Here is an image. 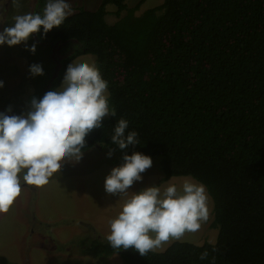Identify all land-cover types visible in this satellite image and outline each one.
I'll return each instance as SVG.
<instances>
[{
	"label": "trees",
	"instance_id": "obj_1",
	"mask_svg": "<svg viewBox=\"0 0 264 264\" xmlns=\"http://www.w3.org/2000/svg\"><path fill=\"white\" fill-rule=\"evenodd\" d=\"M127 0H102L95 11L80 9L40 42L81 44L61 59L53 85L67 65L93 55L108 82L116 117L86 137L85 150L111 145L116 120L138 133L140 152L161 157L164 180L190 176L213 200L214 244L174 242L144 257L92 240L87 254L123 264H264V0H164L137 16ZM46 0L39 1V11ZM117 7L109 24L107 6ZM128 10L125 16L122 12ZM206 253L205 259L201 255Z\"/></svg>",
	"mask_w": 264,
	"mask_h": 264
},
{
	"label": "clouds",
	"instance_id": "obj_2",
	"mask_svg": "<svg viewBox=\"0 0 264 264\" xmlns=\"http://www.w3.org/2000/svg\"><path fill=\"white\" fill-rule=\"evenodd\" d=\"M22 2L12 0L16 7ZM71 13L67 0H46L41 12L15 15L13 22L3 27L0 47L26 44L41 29L43 38L60 28ZM3 17L0 7V26L4 25ZM26 51L34 55L36 45ZM29 73L43 76L42 65H30ZM3 87L0 81V89ZM106 116L116 117L109 103L108 82L95 63L80 58L67 65L58 87L32 98L26 113L12 114L11 108L0 111V214L9 212L24 186L40 188L65 162L78 163L84 155L86 137L101 127ZM128 127L126 119L116 120L110 138L111 145L125 154L104 180L105 192L122 201L120 211L109 222L106 239L113 249H133L144 257L170 239L198 230L208 218V194L205 186L191 177L181 188L168 181L163 192L161 186L129 191L142 181V173L153 161L140 152L127 154L129 146L140 144L138 133L127 131ZM107 155L111 158L113 152L109 150ZM206 256L202 254L201 259Z\"/></svg>",
	"mask_w": 264,
	"mask_h": 264
},
{
	"label": "rangeland",
	"instance_id": "obj_3",
	"mask_svg": "<svg viewBox=\"0 0 264 264\" xmlns=\"http://www.w3.org/2000/svg\"><path fill=\"white\" fill-rule=\"evenodd\" d=\"M39 1L23 0L21 6L16 7L12 0H0L4 11V25L0 26V31L13 22L15 15L40 12ZM141 1L127 0L125 3L129 9L138 6ZM67 2L71 5L72 15L80 9L95 11L102 0ZM163 2L145 0L135 14L139 16ZM116 10L115 5L107 6L106 20L109 24L118 21ZM127 13L128 10L121 15ZM32 44L36 45L34 55L26 51ZM80 46L76 40L45 44L39 41L36 33L26 44L0 47V81L4 83L0 89V111L11 108L12 114L26 113L32 96L49 89L57 79L61 59ZM78 58L96 64L93 55ZM33 64L42 65L43 76L30 75L29 66ZM109 150L101 145L85 150L78 163L65 162L46 185L40 188L23 187L21 196L9 212L0 214V264H123L120 252L107 258H94L86 253L90 241H107L109 222L118 214L122 203L119 196L109 195L104 190L105 177L120 164V154L111 150L113 155L108 158ZM151 159L152 167L142 173V181L135 183L129 191L139 192L147 187L161 186L163 192L168 181L181 188L190 177L164 180L161 157ZM207 194L208 218L201 222L200 228L195 232H185L179 239H170L152 251L163 252L174 242L196 245L217 242L219 231L211 226L214 219L213 200L208 191Z\"/></svg>",
	"mask_w": 264,
	"mask_h": 264
}]
</instances>
